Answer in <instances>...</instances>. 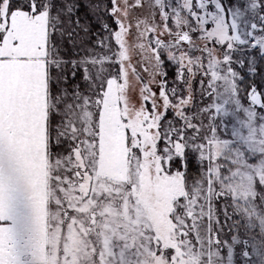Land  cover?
I'll return each instance as SVG.
<instances>
[{
	"label": "snow or ice",
	"instance_id": "snow-or-ice-1",
	"mask_svg": "<svg viewBox=\"0 0 264 264\" xmlns=\"http://www.w3.org/2000/svg\"><path fill=\"white\" fill-rule=\"evenodd\" d=\"M258 62L264 0H0V264H264Z\"/></svg>",
	"mask_w": 264,
	"mask_h": 264
},
{
	"label": "trees",
	"instance_id": "trees-1",
	"mask_svg": "<svg viewBox=\"0 0 264 264\" xmlns=\"http://www.w3.org/2000/svg\"><path fill=\"white\" fill-rule=\"evenodd\" d=\"M261 63L258 62L257 68H258V75L255 77L250 76L246 71H243V69H238V72L244 77V82L242 86L244 87L246 84H252L255 83L259 89L264 88V79H261V75H264V63H262L263 67L261 68ZM171 72V68L169 69Z\"/></svg>",
	"mask_w": 264,
	"mask_h": 264
},
{
	"label": "rangeland",
	"instance_id": "rangeland-1",
	"mask_svg": "<svg viewBox=\"0 0 264 264\" xmlns=\"http://www.w3.org/2000/svg\"><path fill=\"white\" fill-rule=\"evenodd\" d=\"M253 54H255V53H253ZM263 67V65H262V63H261V68ZM238 69H243V71H246L247 72V69L246 68H241V67H239V66H236V70L238 71ZM172 71L170 72V74H172V75H174V72H175V70L174 69H171ZM248 73V72H247ZM251 84H246L244 87L241 85V87L242 88H247V87H249ZM259 89V88H258ZM259 90H261V91H264V88L263 89H259ZM246 102V101H245ZM192 171H195V167H193L192 169H191Z\"/></svg>",
	"mask_w": 264,
	"mask_h": 264
}]
</instances>
